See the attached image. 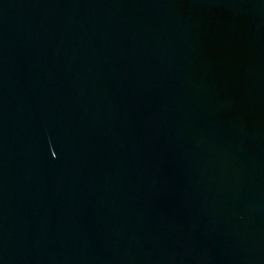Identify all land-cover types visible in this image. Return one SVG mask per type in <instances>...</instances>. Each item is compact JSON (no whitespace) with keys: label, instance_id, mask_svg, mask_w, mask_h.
Listing matches in <instances>:
<instances>
[{"label":"water","instance_id":"95a60500","mask_svg":"<svg viewBox=\"0 0 264 264\" xmlns=\"http://www.w3.org/2000/svg\"><path fill=\"white\" fill-rule=\"evenodd\" d=\"M0 264H264V0H0Z\"/></svg>","mask_w":264,"mask_h":264},{"label":"flooded vegetation","instance_id":"af4514ba","mask_svg":"<svg viewBox=\"0 0 264 264\" xmlns=\"http://www.w3.org/2000/svg\"><path fill=\"white\" fill-rule=\"evenodd\" d=\"M246 10L252 11L249 8H247ZM218 14H219L220 18L226 19V20H228V19L230 20V17H232L231 10L221 9L220 12H218ZM245 22H246V24H244V25L243 24H239V27L243 28V29L246 28L247 26L250 27L249 25H251V24H247L248 23V19Z\"/></svg>","mask_w":264,"mask_h":264}]
</instances>
